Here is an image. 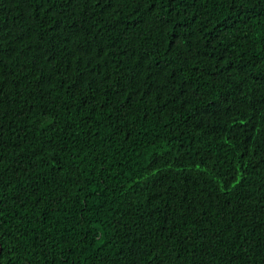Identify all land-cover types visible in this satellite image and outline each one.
Segmentation results:
<instances>
[{
    "label": "trees",
    "instance_id": "obj_1",
    "mask_svg": "<svg viewBox=\"0 0 264 264\" xmlns=\"http://www.w3.org/2000/svg\"><path fill=\"white\" fill-rule=\"evenodd\" d=\"M0 264H264V0H0Z\"/></svg>",
    "mask_w": 264,
    "mask_h": 264
},
{
    "label": "water",
    "instance_id": "obj_2",
    "mask_svg": "<svg viewBox=\"0 0 264 264\" xmlns=\"http://www.w3.org/2000/svg\"><path fill=\"white\" fill-rule=\"evenodd\" d=\"M0 250H1V243H0Z\"/></svg>",
    "mask_w": 264,
    "mask_h": 264
}]
</instances>
